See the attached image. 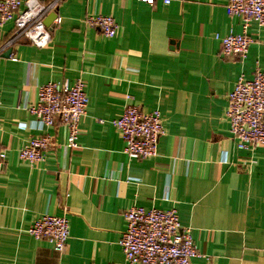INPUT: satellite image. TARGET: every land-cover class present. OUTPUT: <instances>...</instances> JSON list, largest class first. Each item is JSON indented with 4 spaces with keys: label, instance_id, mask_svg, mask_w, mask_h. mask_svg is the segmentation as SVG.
Here are the masks:
<instances>
[{
    "label": "crops",
    "instance_id": "1",
    "mask_svg": "<svg viewBox=\"0 0 264 264\" xmlns=\"http://www.w3.org/2000/svg\"><path fill=\"white\" fill-rule=\"evenodd\" d=\"M40 1L57 2L44 18L52 28L44 47L0 19V264L123 263L133 206L177 209L203 255L192 264H264V146L238 148L227 117L239 77L264 71V28L251 25L242 60L216 38L242 32L227 0ZM98 14L114 17L116 36L86 24ZM79 78L90 100L69 147L63 124L49 127L28 107L43 84ZM127 104L161 112L157 157L125 152L113 121ZM46 134L54 140L44 159L22 160L20 150ZM44 214L67 216L64 251L28 232Z\"/></svg>",
    "mask_w": 264,
    "mask_h": 264
},
{
    "label": "built area",
    "instance_id": "2",
    "mask_svg": "<svg viewBox=\"0 0 264 264\" xmlns=\"http://www.w3.org/2000/svg\"><path fill=\"white\" fill-rule=\"evenodd\" d=\"M143 1L155 3V0ZM162 1L165 4L172 2ZM54 5H46L40 0H0V19L2 23L15 22L18 38L44 47L52 39V28L45 24L44 18ZM226 10L230 16L241 19L242 32L231 31L225 36L217 33L216 38L221 41L224 55L243 60L253 42L249 34L251 25L255 23L264 28V0H227ZM86 24L98 27L106 37H114L119 31V24L111 15H89ZM89 100L81 78L74 83L55 80L40 87L38 102L29 106L28 111L49 127L58 122L63 124L67 129V145L75 147ZM227 117L238 148L264 146V71L257 69L252 78L239 77L229 94ZM113 124L121 132L124 150L129 156L141 159L158 156L160 138L165 134L159 110L145 112L140 105L127 104ZM53 140L51 134L31 139L20 150L21 159L31 163L42 161ZM6 161V151L0 150V172ZM124 216L127 227L120 245L125 261L114 264H192L193 258L203 256L194 243L192 229L182 226L177 209L146 210L133 206ZM28 232L36 239L51 241L54 248L62 252L69 238L68 218L66 215H41Z\"/></svg>",
    "mask_w": 264,
    "mask_h": 264
},
{
    "label": "water",
    "instance_id": "3",
    "mask_svg": "<svg viewBox=\"0 0 264 264\" xmlns=\"http://www.w3.org/2000/svg\"><path fill=\"white\" fill-rule=\"evenodd\" d=\"M44 22H45L46 25H48V22L47 21H44ZM10 53H11V49H9L6 54L8 55Z\"/></svg>",
    "mask_w": 264,
    "mask_h": 264
}]
</instances>
